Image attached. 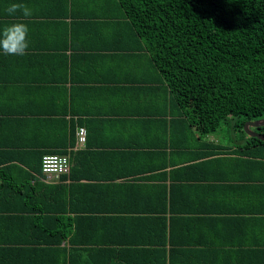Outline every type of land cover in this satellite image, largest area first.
Segmentation results:
<instances>
[{
	"label": "trees",
	"instance_id": "trees-1",
	"mask_svg": "<svg viewBox=\"0 0 264 264\" xmlns=\"http://www.w3.org/2000/svg\"><path fill=\"white\" fill-rule=\"evenodd\" d=\"M114 2L111 19L125 18L169 88L180 164L155 148L95 151L88 133L57 183L36 176L44 153L65 150L20 159L34 173L17 185L42 199L0 205L3 226L21 230L0 238V264H264V140L242 129L264 118V0ZM224 122L241 134L204 145Z\"/></svg>",
	"mask_w": 264,
	"mask_h": 264
},
{
	"label": "crops",
	"instance_id": "crops-1",
	"mask_svg": "<svg viewBox=\"0 0 264 264\" xmlns=\"http://www.w3.org/2000/svg\"><path fill=\"white\" fill-rule=\"evenodd\" d=\"M118 13L114 0H0V30L27 25L30 39L23 56L0 52V205L42 199L30 183L17 185L21 170L34 173L20 159L33 163L42 150H66L78 126L86 128L95 151L155 148L179 163V149L168 143L171 138L178 146L185 138L171 122L169 88L125 18L111 19ZM203 141L226 144L211 134ZM190 142L195 153L198 141ZM123 167L94 166L93 172ZM36 178L46 182L43 174ZM20 190L28 196L19 197ZM3 225L0 219V238L21 233Z\"/></svg>",
	"mask_w": 264,
	"mask_h": 264
},
{
	"label": "built area",
	"instance_id": "built-area-1",
	"mask_svg": "<svg viewBox=\"0 0 264 264\" xmlns=\"http://www.w3.org/2000/svg\"><path fill=\"white\" fill-rule=\"evenodd\" d=\"M87 131L84 126H78L75 130V142L63 153H44L41 158V171L47 183H57L62 175H68L71 166V155L84 148ZM67 181V179H65Z\"/></svg>",
	"mask_w": 264,
	"mask_h": 264
},
{
	"label": "clouds",
	"instance_id": "clouds-1",
	"mask_svg": "<svg viewBox=\"0 0 264 264\" xmlns=\"http://www.w3.org/2000/svg\"><path fill=\"white\" fill-rule=\"evenodd\" d=\"M9 11H15V7ZM28 33V26L23 24H13L0 30V52L10 56H23L30 44Z\"/></svg>",
	"mask_w": 264,
	"mask_h": 264
},
{
	"label": "rangeland",
	"instance_id": "rangeland-1",
	"mask_svg": "<svg viewBox=\"0 0 264 264\" xmlns=\"http://www.w3.org/2000/svg\"><path fill=\"white\" fill-rule=\"evenodd\" d=\"M212 135L213 140L222 139V141L228 140L230 136H237L241 134V131L238 128H232L229 123L224 122L217 132L210 133Z\"/></svg>",
	"mask_w": 264,
	"mask_h": 264
},
{
	"label": "water",
	"instance_id": "water-1",
	"mask_svg": "<svg viewBox=\"0 0 264 264\" xmlns=\"http://www.w3.org/2000/svg\"><path fill=\"white\" fill-rule=\"evenodd\" d=\"M261 125H264V118L245 121L242 129L248 136L264 140V134L252 130L253 127H259Z\"/></svg>",
	"mask_w": 264,
	"mask_h": 264
},
{
	"label": "flooded vegetation",
	"instance_id": "flooded-vegetation-1",
	"mask_svg": "<svg viewBox=\"0 0 264 264\" xmlns=\"http://www.w3.org/2000/svg\"><path fill=\"white\" fill-rule=\"evenodd\" d=\"M254 128V127H253ZM254 131V130H253Z\"/></svg>",
	"mask_w": 264,
	"mask_h": 264
}]
</instances>
